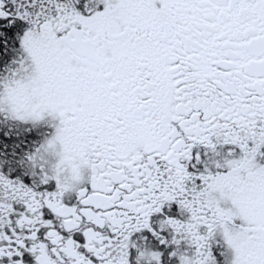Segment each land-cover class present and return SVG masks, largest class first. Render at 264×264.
Listing matches in <instances>:
<instances>
[{"label":"snow or ice","instance_id":"snow-or-ice-1","mask_svg":"<svg viewBox=\"0 0 264 264\" xmlns=\"http://www.w3.org/2000/svg\"><path fill=\"white\" fill-rule=\"evenodd\" d=\"M0 264H264V0H0Z\"/></svg>","mask_w":264,"mask_h":264}]
</instances>
